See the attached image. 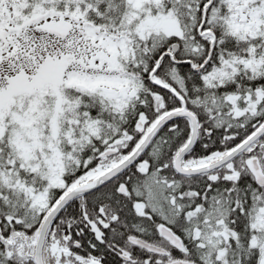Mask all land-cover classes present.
<instances>
[{
    "label": "snow or ice",
    "instance_id": "6c2138e0",
    "mask_svg": "<svg viewBox=\"0 0 264 264\" xmlns=\"http://www.w3.org/2000/svg\"><path fill=\"white\" fill-rule=\"evenodd\" d=\"M0 264H264V0H0Z\"/></svg>",
    "mask_w": 264,
    "mask_h": 264
}]
</instances>
